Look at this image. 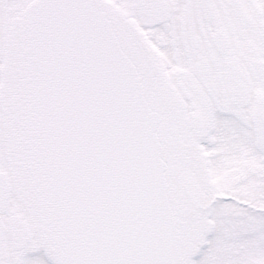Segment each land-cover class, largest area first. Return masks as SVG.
Wrapping results in <instances>:
<instances>
[{"label": "snow or ice", "instance_id": "snow-or-ice-1", "mask_svg": "<svg viewBox=\"0 0 264 264\" xmlns=\"http://www.w3.org/2000/svg\"><path fill=\"white\" fill-rule=\"evenodd\" d=\"M0 264H264V0H0Z\"/></svg>", "mask_w": 264, "mask_h": 264}]
</instances>
